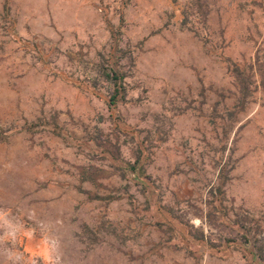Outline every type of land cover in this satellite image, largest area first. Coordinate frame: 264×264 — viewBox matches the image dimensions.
<instances>
[{
  "label": "rangeland",
  "instance_id": "374dc122",
  "mask_svg": "<svg viewBox=\"0 0 264 264\" xmlns=\"http://www.w3.org/2000/svg\"><path fill=\"white\" fill-rule=\"evenodd\" d=\"M191 1L0 0V264H258L264 0Z\"/></svg>",
  "mask_w": 264,
  "mask_h": 264
},
{
  "label": "trees",
  "instance_id": "16d2710c",
  "mask_svg": "<svg viewBox=\"0 0 264 264\" xmlns=\"http://www.w3.org/2000/svg\"><path fill=\"white\" fill-rule=\"evenodd\" d=\"M192 0L190 2L189 8L195 9V2ZM197 10V9H196ZM204 21L207 20V10L204 12ZM186 17L183 22L186 23L189 17L188 11L186 12ZM201 15V14H200ZM122 32L117 31L115 35H121ZM115 39V46L118 45V40ZM120 39V38H117ZM230 60V59H229ZM118 64V62H115ZM229 69L235 78V83L239 91V106L243 108L249 100V97L252 93L258 88L259 81L261 84H264V46L257 49L256 55L253 58V61L249 64L247 68H241L239 65L229 61ZM127 73L117 69L113 66H101L94 74L91 80V86L97 87L100 80L108 82L111 85L109 93L106 95V100L109 104V108L116 107L120 102H126L129 85L126 82ZM96 95L100 96V93L95 92ZM141 158L140 156L133 163L123 164L125 170H129L133 173V176L140 177L144 172L143 168L140 165ZM141 174V175H140ZM220 191V190H219ZM243 245H251L252 254L254 260L258 264H264V241L259 242L256 238L252 240L248 234H242ZM235 243H238V240L233 237L225 238V244L227 246H233ZM241 247V246H239ZM242 248V247H241Z\"/></svg>",
  "mask_w": 264,
  "mask_h": 264
}]
</instances>
